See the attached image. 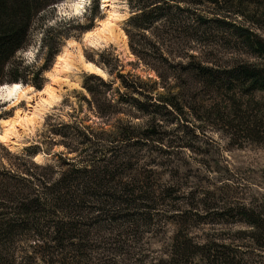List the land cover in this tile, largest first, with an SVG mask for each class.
<instances>
[{
	"label": "trees",
	"instance_id": "trees-1",
	"mask_svg": "<svg viewBox=\"0 0 264 264\" xmlns=\"http://www.w3.org/2000/svg\"><path fill=\"white\" fill-rule=\"evenodd\" d=\"M60 1L0 0V86L43 87L44 72L58 55L59 42H45L49 51L42 68L25 66L17 55L29 47L38 17ZM129 6L125 35L130 50L160 81L118 73L120 86L114 88L115 81L88 75L83 87L89 98L84 100L101 119L117 115L122 103L150 119L145 126L118 124L110 141L77 122L53 127L49 138L65 139L67 154L76 155L60 158V164L35 162L42 156L40 146L29 148L26 155L9 153V167H0V264H74L71 254L87 242L93 210L98 218L129 206V201L139 208L144 192L136 186L141 175L125 177L121 172L131 168L135 147L164 144L169 132L163 122L170 116L181 120L189 114L215 115L236 144L242 137L264 143V115L254 99L264 93V63L224 58L218 51L225 34L248 55L264 61V35L257 32L264 31V0H129ZM239 18L257 30L238 23ZM113 62L118 59L109 53L95 63L110 68L113 75ZM172 79L175 88L169 85ZM158 85L166 86L168 94H155ZM236 211L237 220L250 228L240 234L263 248L264 211L248 205ZM193 249L179 244L169 259L158 263L177 264L179 256L188 261L189 255L203 264H253L242 256L218 253L211 244Z\"/></svg>",
	"mask_w": 264,
	"mask_h": 264
},
{
	"label": "rangeland",
	"instance_id": "rangeland-1",
	"mask_svg": "<svg viewBox=\"0 0 264 264\" xmlns=\"http://www.w3.org/2000/svg\"><path fill=\"white\" fill-rule=\"evenodd\" d=\"M85 1L80 12L75 11L70 0H61L48 8L34 24L29 47L17 55L25 66L42 68L49 51L45 42H59L56 45L58 55L48 62L50 66L44 72L43 87L37 89L22 83L27 89L34 88L27 94V99L32 97L31 103L24 98L14 106L15 99H0V135L4 131V122H13L18 112H29V105L32 107L37 100V92L46 85L53 86L56 99L54 104L44 108L42 118H37L33 126L17 127L16 133H19L17 138L14 137L17 146L0 141V167H9V153L26 155L27 150L35 146H40L39 155L48 160L47 163L60 164V158L75 157L67 154L65 139L49 138L53 127L77 122L110 141L112 138L108 136L117 132L118 124L130 122L145 126L149 121L146 113L126 103H122V110L117 115L101 119L84 100V97L89 98L83 87L84 80L88 75L96 74L85 70L80 53L86 62L95 65L96 61L107 59L109 53L118 59L111 64L113 75L108 72L110 68L97 65L104 71L100 77L115 81L114 88L120 86L118 73L160 81L154 71L132 54L127 35V44L121 36L131 17L129 0L113 1L120 15L117 34L95 46L85 41V35L99 29L107 12L103 10L104 0ZM237 21L257 30L242 18ZM257 32L264 35L263 30ZM220 37L222 44L218 51L224 58L238 57L264 63L262 59L248 55L235 39L225 34ZM237 43L239 49L235 48ZM64 52L71 54V68L61 73L57 71L56 63ZM169 85L176 86L175 80L172 79ZM176 91L172 89V92ZM167 92L166 86L158 85L155 94L167 95ZM254 99L259 101V109L264 115V93L255 94ZM204 100L209 99L204 97ZM256 107L252 106L253 109ZM161 117L159 115V119ZM176 117L170 116L166 118L168 123L163 122L169 132L164 136V144L135 147L131 150L130 168L134 172L130 169L121 172L125 177H130L131 173L141 175L136 186L144 192L139 196L143 199L138 203L139 208L129 201V206L98 218L95 217L98 212L93 210V220L88 222L87 242L71 254L75 256L74 264H159V261L169 259L177 245L184 243L193 246V251L197 245L211 244L218 253L230 257L238 255L249 263L264 264V247L260 248L250 237L240 234L250 228L237 220L236 211L241 205L264 211V143L242 137L236 144L230 140L228 130L216 121L215 115L202 113L197 118L189 114L181 120ZM153 191L156 193L152 194ZM190 259L189 255L188 261L179 256V263L176 262L203 264L197 258Z\"/></svg>",
	"mask_w": 264,
	"mask_h": 264
},
{
	"label": "bare ground",
	"instance_id": "bare-ground-1",
	"mask_svg": "<svg viewBox=\"0 0 264 264\" xmlns=\"http://www.w3.org/2000/svg\"><path fill=\"white\" fill-rule=\"evenodd\" d=\"M73 6L75 7L76 12H80L82 6L86 2L85 0H70ZM114 0H104L103 2V10L107 12V18L103 22H101L99 29L88 33L85 35V41L91 46H95L100 41L107 40L109 38H114L117 34V25L120 20L119 12L117 11ZM123 39L125 43L127 42V37L124 32H122ZM127 44V43H126ZM128 46V45H127ZM80 60L84 65V68L87 72L91 74L101 75L104 72L96 67L94 64L90 62H86L82 53H80ZM71 54L70 52H64L62 56H59L56 63V69L58 72L67 71L71 68ZM72 60V59H71ZM69 72V71H68ZM55 76V75H54ZM102 76V75H101ZM57 79V78H54ZM59 79V78H58ZM52 84V83H51ZM33 90V87H29L28 89L24 87L22 84H13V85H4L0 88V99L2 98H13L16 100L15 105H18L23 101L24 98L27 99L28 91ZM38 97L35 102H33V106L29 105V112H18L16 114V118L13 122H4V131L0 135V141L2 143L10 142L13 145H16V141L14 137L19 133L17 132L18 126L30 127L33 126L37 118L41 119V113L44 112V108L54 104L55 92L53 86L50 84L46 85L42 91L37 92ZM27 101L31 103L32 97L28 98ZM17 138V137H16ZM17 146V145H16ZM35 161L40 164L47 163L43 156L36 157Z\"/></svg>",
	"mask_w": 264,
	"mask_h": 264
},
{
	"label": "water",
	"instance_id": "water-1",
	"mask_svg": "<svg viewBox=\"0 0 264 264\" xmlns=\"http://www.w3.org/2000/svg\"><path fill=\"white\" fill-rule=\"evenodd\" d=\"M13 84H15V83H13ZM13 84H12V85H13ZM5 85H10V84H5ZM35 162H36V161H35Z\"/></svg>",
	"mask_w": 264,
	"mask_h": 264
}]
</instances>
